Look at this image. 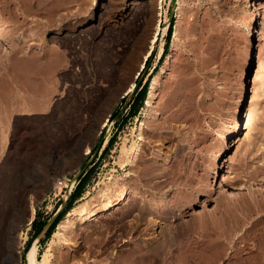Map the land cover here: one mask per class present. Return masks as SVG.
Segmentation results:
<instances>
[{
  "label": "rangeland",
  "instance_id": "rangeland-1",
  "mask_svg": "<svg viewBox=\"0 0 264 264\" xmlns=\"http://www.w3.org/2000/svg\"><path fill=\"white\" fill-rule=\"evenodd\" d=\"M113 1L0 0V264H24L35 244L51 264H264V0H178L161 62L172 0ZM155 78L153 105L130 117L128 88ZM102 136L73 198L83 195L26 250L36 212L49 220L69 202L58 178L75 176ZM92 210L102 214L57 233L70 211Z\"/></svg>",
  "mask_w": 264,
  "mask_h": 264
},
{
  "label": "bare ground",
  "instance_id": "bare-ground-1",
  "mask_svg": "<svg viewBox=\"0 0 264 264\" xmlns=\"http://www.w3.org/2000/svg\"><path fill=\"white\" fill-rule=\"evenodd\" d=\"M115 1V0H114ZM113 1V2H114ZM144 2H148L150 5H153L154 4V0H143ZM131 2V1H130ZM136 2H138V1H136ZM105 3V2H104ZM107 3V2H106ZM105 3V4H106ZM143 3V2H142ZM177 3H178V0H177ZM256 3V2H255ZM133 4V3H132ZM145 4V3H144ZM257 4H259L258 2H257ZM107 5V4H106ZM140 5V4H139ZM109 6V5H108ZM127 6V5H126ZM136 6V5H135ZM140 6H142V5H140ZM146 6V5H145ZM255 6H256V4H255ZM158 7V6H157ZM253 7V6H252ZM257 8V7H256ZM108 9V8H107ZM158 9V8H157ZM258 9L259 10H264V3L262 2V3H260L259 5H258ZM257 9V10H258ZM158 10H160V9H158ZM176 10H177V6H176ZM176 10H175V12H176ZM256 10V11H257ZM154 11V10H153ZM167 11V10H166ZM253 11V10H252ZM106 12V11H105ZM127 12V11H126ZM152 12V11H151ZM261 12V11H260ZM153 13V12H152ZM255 13V12H254ZM258 13V12H257ZM264 13V12H263ZM262 13V14H263ZM159 14H160V12H159ZM158 14V15H159ZM181 17V11H180V8L177 10V19H179ZM252 17V16H251ZM260 17V16H259ZM263 17H264V14H263ZM263 17H261V18H263ZM180 21V20H179ZM178 21V22H179ZM168 23L170 24V21H169V18H168ZM252 24V23H251ZM262 24L264 25V19L262 20ZM261 24V25H262ZM178 25V24H177ZM257 25V24H256ZM157 26V27H156ZM155 32H154V34L152 35V38H151V41H150V44H149V49H148V52H147V54H146V58L151 54L152 55V52H153V50L155 49V52H156V42H158V40L160 39L159 37H158V35H159V30H160V20H158L157 19V21H156V24H155ZM251 27H252V25H251ZM87 30V29H86ZM3 30L0 28V36H2L3 35V32H2ZM262 32V31H261ZM174 33V35H173V37H174V40L178 37V28L176 27V29H175V31L173 32ZM263 33V32H262ZM163 42L161 43L162 45L159 47V49H158V56H161L163 53H164V46H165V42H164V40H162ZM174 43V42H173ZM253 54V53H252ZM251 57V56H250ZM248 59V58H247ZM166 63H168V61L166 62ZM254 63V62H253ZM142 66H143V64H142ZM247 67V66H246ZM255 70V69H254ZM250 71V70H249ZM254 72V71H253ZM254 74H258L257 73V71H256V73L254 72ZM248 75V74H247ZM253 76V75H252ZM255 76V75H254ZM252 78V77H251ZM254 79H252L253 81V88L252 89H254L256 86H255V80H256V78H258V76L257 77H253ZM256 84H258V83H256ZM151 86H150V89H149V91H148V93H147V96H146V106L147 107H151L152 105H153V101H154V98L156 97V94H157V86H158V79L157 78H155L154 80H153V82L150 84ZM258 86V85H257ZM134 87H135V82H132V84L130 85V87L128 88V92H131V91H133L134 90ZM258 87H256V89H257ZM255 89V90H256ZM254 90V91H255ZM251 91V90H250ZM253 91V92H254ZM251 98H253V97H251ZM253 100L254 99H250V102L249 103H247V106H246V108H245V110H246V113H245V116L247 115L248 117H250L253 113L252 112H254L253 110V107H254V102H253ZM243 102V101H242ZM243 104V103H242ZM246 105V104H245ZM242 107V106H241ZM244 111V110H243ZM243 115V114H242ZM244 116V115H243ZM247 117V118H248ZM234 119V118H233ZM233 121V120H232ZM247 121V120H246ZM245 121V122H246ZM105 124V123H104ZM232 125H231V127L230 128H228V133L226 134V138L227 139H229L230 140V138H235V136L238 138V136H239V133L241 132V119H240V116L239 115H237L236 116V118H235V120L233 121V123H231ZM247 125V124H246ZM244 126V125H243ZM226 132V131H225ZM223 138V137H222ZM240 138V137H239ZM236 139V138H235ZM234 139V140H235ZM141 140H143V135H142V133H140V135H139V141H136L133 145H132V147H131V156H132V158L131 159H129V163H130V165L131 164H134V162H135V159H136V157H137V155H138V153H139V150H140V141ZM239 140V139H238ZM237 140V141H238ZM236 141V140H235ZM235 141H234V143H235ZM109 142V138H106V140H105V143H104V145L106 146L107 145V143ZM227 144H226V147H225V150L227 151L228 150V148H229V144H228V142H226ZM238 143V142H237ZM236 143V144H237ZM225 151V152H226ZM88 152H90V149H87L85 152H84V154H86V153H88ZM220 159V158H219ZM62 178V177H61ZM59 179V182L60 183H62L61 182V179L60 178H58ZM57 182V181H56ZM58 182V183H59ZM71 184H72V186H71V189H72V187H73V185H74V181L73 182H71ZM67 196H69V194L67 195ZM128 197H129V193H128V190H123L122 191V193H121V195H120V197H119V199H118V201L116 202V203H108V204H106V206L103 208V210L102 211H105V212H108V211H110L112 208H115L116 206H118L119 204H121V203H124L127 199H128ZM254 198V197H253ZM252 198V199H253ZM254 200H256L255 198H254ZM253 200V201H254ZM30 199L28 200V202L30 203ZM257 201V200H256ZM264 201V200H263ZM262 201V202H263ZM241 203V202H240ZM255 203H257V202H255ZM260 205V204H259ZM242 206V205H241ZM32 206H31V203H30V210L32 211ZM247 208V207H246ZM34 212V211H33ZM154 212V211H153ZM78 213V212H77ZM102 213H101V211L100 210H92V211H86V212H83V213H81V214H76L75 213V211H70L69 213H68V221L67 222H65V225H61L60 226V229H59V231L57 232V233H59V234H61L62 232H64L65 233V231L67 232V230H70L71 228H74V227H76V225H78V224H82V223H86V222H88V221H91V220H94V219H96L97 217H100V215H101ZM31 219H32V217H31ZM66 223H67V225H66ZM262 227V226H261ZM63 233V234H64ZM174 242V241H173ZM164 246V245H163ZM162 247V246H161ZM160 247V248H161ZM38 248H39V244H35V245H33L32 247H31V249H30V251H29V254L26 256V258H27V261H28V264H51V255H52V251L49 249L48 251H46L44 254H43V256L42 257H39L38 256ZM163 248H161V250H162ZM161 250H160V252H161ZM19 251V250H18ZM158 252H159V250H157ZM162 252L164 253L165 252V248L162 250ZM161 252V253H162ZM162 253V254H163ZM166 253V252H165ZM262 255V254H261Z\"/></svg>",
  "mask_w": 264,
  "mask_h": 264
},
{
  "label": "trees",
  "instance_id": "trees-1",
  "mask_svg": "<svg viewBox=\"0 0 264 264\" xmlns=\"http://www.w3.org/2000/svg\"><path fill=\"white\" fill-rule=\"evenodd\" d=\"M174 25H175V17L173 18V20L169 24L168 31H167V41H166L165 48H164V53H163V55H162V57L160 59V62L165 58V56L167 55V53L169 51V47H170V42H171V38H172V32H173V29H174ZM150 60H151V56H149V58L147 59V63H149ZM156 68H157V66H155V69ZM149 84H150L149 80L146 81L145 83H143L142 81H140L138 88L136 89V91L133 94V99L129 103V105H130V108H129V115H130V117H134V116H137L138 115V113L140 111V108L143 106V104H141V103H143L144 99L146 98V95H147V92H148V89H149ZM114 141H115V136L113 135L109 139V142H108L107 146L104 148V150L102 152V155L105 154L106 152H108L112 148V145L114 144ZM93 166H90L88 168L87 172L85 173V175L80 178L78 184L76 185L75 189L73 190V192L70 195L69 202L67 203L65 209H63L58 214V216L56 217V219L53 222V224L46 231L45 236L41 238L42 241H46L47 239L50 238V236L52 235V233L56 229L58 223L63 219L64 215L73 207L74 202L83 195V191L81 190L80 194L76 198H73V196L80 190V188H83V185L86 182L87 176L90 173V170H91V168ZM38 216H39V212L37 211V217L33 220V225L36 223V221L38 219ZM47 221H48V219L45 220L41 224L40 229L39 230H36L33 233V235L30 237V239L27 241L26 250L30 247V245L32 244V242L42 232V230L44 228V225L47 223Z\"/></svg>",
  "mask_w": 264,
  "mask_h": 264
},
{
  "label": "water",
  "instance_id": "water-1",
  "mask_svg": "<svg viewBox=\"0 0 264 264\" xmlns=\"http://www.w3.org/2000/svg\"><path fill=\"white\" fill-rule=\"evenodd\" d=\"M176 4H177V0H172L171 10L169 12V21L170 22L175 17ZM154 53H155V49L152 52L151 58H152ZM140 81H141L140 79L138 81H135V87H134L133 91H135L138 88ZM125 107H126V105H123L121 107V109L118 111L117 115L115 116V119H118L120 117V115L124 111ZM103 142H104V136H102L100 138V140L98 141V145H97L94 153L92 154V157L84 163V165L79 169L78 173L75 175V179L76 180H80V178L85 175V173L87 172L88 168L94 163L95 159L98 157V154H99V152H100V150L102 148ZM52 190H53V187L47 188V190H46L47 192L46 193L49 194ZM28 208L30 209V203L29 202H28ZM61 210L62 209H59L58 212L47 221V223L45 224L44 229H46V230L49 229V227L53 224V222L55 221L56 217L61 212ZM23 261H24V264H28L26 256H25Z\"/></svg>",
  "mask_w": 264,
  "mask_h": 264
},
{
  "label": "crops",
  "instance_id": "crops-1",
  "mask_svg": "<svg viewBox=\"0 0 264 264\" xmlns=\"http://www.w3.org/2000/svg\"><path fill=\"white\" fill-rule=\"evenodd\" d=\"M156 28V27H155ZM155 32V31H154ZM164 48H165V46H164ZM108 144V143H107ZM105 148V147H104ZM101 152H102V150H101ZM54 174H61L60 172H52V173H50L49 175H54ZM53 185H54V182H52V183H49L48 184V188H50V187H53ZM78 199H80V198H78ZM77 199V200H78ZM37 217V212H36V214H35V216H34V219ZM33 219V220H34ZM45 221V219H44V217H41L40 215L38 216V219H37V221H36V223L33 225V221L32 222H30V224H29V229H31L32 227L34 228L33 229V233L36 231V230H39L40 229V226H41V224L43 223ZM44 227H45V225H44ZM46 229H44L43 228V230H42V232L39 234V236L37 237V238H39V239H41L42 237H44L45 236V233H46ZM43 233V234H42Z\"/></svg>",
  "mask_w": 264,
  "mask_h": 264
},
{
  "label": "built area",
  "instance_id": "built-area-1",
  "mask_svg": "<svg viewBox=\"0 0 264 264\" xmlns=\"http://www.w3.org/2000/svg\"><path fill=\"white\" fill-rule=\"evenodd\" d=\"M88 153H89V152H88ZM92 165H93V164H92ZM73 181H74V185H73V187H72V189H71L69 195H71V193H72L73 190L75 189L76 185L78 184L79 180H76V179H75V176L72 177L71 175H65V176L63 177V180H61V182H62V184H63V186H64L65 188H67V187H66L67 184H69V183H71V182H73ZM53 190H54V185H53ZM53 190H52L49 194H52V193H53ZM49 194H47V195H49Z\"/></svg>",
  "mask_w": 264,
  "mask_h": 264
}]
</instances>
